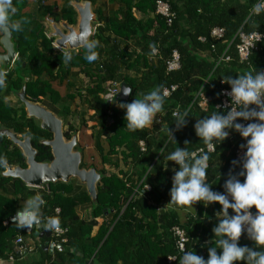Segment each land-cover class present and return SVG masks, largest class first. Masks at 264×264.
<instances>
[{"label": "trees", "instance_id": "1", "mask_svg": "<svg viewBox=\"0 0 264 264\" xmlns=\"http://www.w3.org/2000/svg\"><path fill=\"white\" fill-rule=\"evenodd\" d=\"M162 1L168 2L175 13L170 28L155 15L156 0H119L120 11L105 19L104 27H96L92 37L97 42V60L87 62L84 47L78 51H67L71 52L72 59L64 63L63 54L56 52L52 40L46 37L42 22L22 13L23 0H13L16 12L12 20L21 22L22 31L11 32L17 53L14 65L6 73L0 65V72L4 73L3 83H0V131L10 130L20 136L32 137V146L37 151L36 161L50 162V149L39 143L49 134L42 131L34 120L27 118L24 108L13 106L7 98L17 95L24 88L29 101L41 103L57 116L60 110V117L63 118L64 113L67 119L70 110L64 105L58 87L66 85L64 82L80 73L88 79L85 89L81 91L67 84L64 97L73 99L69 95L73 91L82 102L87 103V110L93 112L91 119L95 120L97 130L85 135L92 143L88 147L91 148L89 154L86 155V146L81 142L77 143L76 150L83 155L80 168H94L100 180L96 186V202L92 203L86 194L82 199L68 197L70 186L65 183L48 184L49 192H45L32 190L19 180L3 178L4 164L25 168V160L17 147L0 136V192L5 191L9 182L14 183L15 188L13 199L0 195V259L9 256L7 240L16 233L17 225L11 222L12 217L26 199L37 193L45 201L41 218L45 221L56 219L65 230V243L59 239L55 243L79 252V256L68 254L65 259L64 253H61L57 264H84L86 260H91L92 264H167V257L175 255L171 233L175 226L185 231L187 250H193L207 259L208 247L215 246L212 228L221 218L216 217L220 205L174 203L170 211H157V205L171 199L173 169L177 168L165 157L176 147L186 148L192 153L209 145L196 136L194 124L216 111H228L218 107L221 92L230 91V86L222 82L225 76L236 78L241 74L264 70V64H261L264 40L257 44L246 61L239 60L236 50L238 32L264 33V11L259 14L253 12L258 0H176L180 3L178 6L170 0ZM134 12L152 15L153 18L140 20ZM53 20H63L72 26L76 24V14L71 7H67L59 18ZM214 28L223 30L221 38L211 36ZM108 33L111 37L106 39ZM200 38L204 41H199ZM150 44L158 48V56L153 59L150 57ZM106 48L110 51L107 52ZM173 51L179 54V69L166 73L165 62ZM200 54L205 58L199 57ZM226 58L227 61L224 60ZM74 69L78 72L74 73ZM119 81L132 92L126 100L116 99L108 105L104 100L105 89L111 84H119ZM172 86L176 89L165 97L163 110L156 116L161 121L155 127L164 129L159 137L157 132L147 129L133 132L125 127V113L117 106L118 103H130L156 87L162 91ZM177 108L188 112L187 122L179 130L171 117V111ZM82 124L86 127L85 121ZM168 128L176 144L169 139ZM72 132L74 130L69 126L64 134L66 140L71 139ZM140 141L145 144L144 152L138 147ZM244 143L238 133L230 131L225 141L212 145L214 151L207 153L206 182L213 191L223 192V183L229 171L233 174L240 171L232 161L241 160L236 158L235 149ZM90 153L98 155L100 165L87 161L92 155ZM118 160L137 168L135 181L120 170L116 175L104 169L105 165L117 168ZM144 176L151 190L142 191L140 187V196L133 195L136 183ZM240 179L243 180V177ZM79 202H91L95 218L102 217L104 210L112 211L107 217H112L110 221L103 223L94 237H90L92 226L77 223L73 210ZM250 211L255 213V208ZM5 222L7 225L4 228ZM238 243L254 246L244 233Z\"/></svg>", "mask_w": 264, "mask_h": 264}, {"label": "clouds", "instance_id": "2", "mask_svg": "<svg viewBox=\"0 0 264 264\" xmlns=\"http://www.w3.org/2000/svg\"><path fill=\"white\" fill-rule=\"evenodd\" d=\"M262 11L264 0H258L253 12L259 14ZM15 12L13 0H0V32L22 31L21 22L12 20ZM94 33L95 28L93 35ZM69 39H79L84 43V59L87 62L97 60V42L88 40L87 33L80 37L71 36ZM149 47L153 52L156 50L154 44ZM71 59V52L63 53L64 63L70 62ZM3 80L4 73L0 72V83H3ZM222 82L230 86V109L223 113L216 111L196 120L194 130L196 136L210 146L215 142L220 144L225 141L230 131L238 133L245 141L240 146L244 150L243 157L239 161H232V164L238 165L240 171L233 174L230 170L223 183L224 191L218 192L213 191L206 182L207 153L193 160L192 154L186 148L176 147L165 157L177 166L173 169L169 193L171 203L193 205L205 202L206 205H220L216 217L221 218L212 228L215 246L208 247L207 259L193 250H188L179 258V264H239L241 261L244 264H264V71L255 70L236 78L225 76ZM131 92L129 87L123 89L124 96L130 95ZM114 102L115 98H110V103ZM164 102V93L156 87L139 98H134L130 103H118L117 106L124 110L125 127L135 132L153 125L157 114L163 110ZM173 116L177 130L185 126L187 111H176ZM239 121L249 122L245 124ZM167 134L176 144L169 128ZM240 177H243V180ZM44 204L45 201L39 193L29 197L12 217L13 222L21 229L31 228L40 222ZM253 208L255 213L250 211ZM58 227L56 219L47 221L48 229ZM242 232L253 242V247L238 243Z\"/></svg>", "mask_w": 264, "mask_h": 264}, {"label": "water", "instance_id": "3", "mask_svg": "<svg viewBox=\"0 0 264 264\" xmlns=\"http://www.w3.org/2000/svg\"><path fill=\"white\" fill-rule=\"evenodd\" d=\"M90 2L91 0H81V2L75 3L73 6V10L77 16L75 25L71 26L65 22L59 27L55 25L54 21L49 24L50 29L46 35L52 40V44L61 51H78L84 48L82 41L79 39L75 41L70 40L71 36L80 37L87 33L88 40L93 36V24L96 23V18L90 9ZM0 46L3 49V53L0 54V65L3 71H6L17 57L11 33L2 32ZM123 89H121L117 99L126 100L128 98L129 95H123ZM17 97L19 102L24 106L27 118L37 121L39 128L51 135L52 138L49 141L42 142V145L50 149L52 159L50 162H37V151L32 147L30 137L20 140L10 130H1L0 136L5 137L16 146L25 160V168L19 166L10 167L4 164V171L1 173V176L6 179L19 180L28 188H41L57 182L66 184L71 179H77L85 187L91 202L95 203L96 186L100 180V175L94 168H80L82 156L81 152L75 149L77 146L76 137L72 136L70 140H66L62 128V120L47 110L46 107L29 101L26 98L24 88L17 94ZM111 213L112 211L109 210L103 211L105 216ZM41 226L42 218L39 223L34 224L31 228H25V233L29 235L33 227L36 231H39ZM51 236L52 231L47 228L46 224L39 233V238L45 241L43 248L46 250L52 249V245L47 241ZM85 264H90V261L86 260Z\"/></svg>", "mask_w": 264, "mask_h": 264}, {"label": "crops", "instance_id": "4", "mask_svg": "<svg viewBox=\"0 0 264 264\" xmlns=\"http://www.w3.org/2000/svg\"><path fill=\"white\" fill-rule=\"evenodd\" d=\"M170 1H172V3H177L176 4L177 6L180 4L179 2H176V0H170ZM79 2H81V0H23L24 5L22 7V13L26 15H31L35 19H38L39 21H41L45 27V34H46L50 29L49 24H51L54 21L53 19L59 18L62 12L67 7H71L73 9L74 8L73 6L75 5V3H79ZM120 8L121 6H120L119 0H91L90 9L96 18V23L93 24L94 28L96 29V27L98 26L104 27L105 26L104 20L110 19L113 15H115V13H118L120 11ZM134 16L137 19L144 20V21H147L153 18L151 17L152 15H143L139 12H134ZM65 22L66 21L60 20L54 23L55 25L60 27ZM1 36L2 34H0V37ZM92 37L90 38V40H92ZM105 37L106 39H109L111 35L108 33ZM106 51L109 52L110 49L106 48ZM115 54L116 52H114L113 56ZM199 57L205 58V55L200 54ZM263 59H264L263 56H261V62H262L261 64H264ZM73 72L77 73L78 70L74 69ZM130 74H133V73H130ZM81 76L84 77L83 81H80ZM87 82H88V79L79 73L77 76H74V75L71 76L66 82H64V84L66 85L71 84L74 88L82 91L83 89H85ZM66 85H62L61 87H58L60 91L64 90V94H66L65 92L67 88ZM119 87L121 91V89L125 88L126 86H124L122 82L119 81ZM71 94H73L75 97L78 96L73 91L69 93V95ZM83 94L84 93H82V96H84ZM84 106H85V110L88 115V120H85L84 118L82 119L80 118V121L81 123L85 121L86 126L89 128L88 131H85V135H89L93 132H96L97 127H96L95 120L91 119V117L93 116V112L87 110V103H84ZM59 114L61 116V112H59ZM62 116L64 118L66 115L62 114ZM62 123H63V120H62ZM69 126H72V125L70 124ZM145 129H147L149 132H152V133L157 132L156 133L157 137L160 136V133L164 132V129L155 127V121L150 128H145ZM79 134L80 133H78V137L75 136L77 143L80 142L81 135ZM117 165H118L117 168L110 166V165H105V166L110 170H113V171L115 170L116 175H118V171L120 170L124 174H126V176L132 181L136 180V178L138 177V174L136 172V169H137L136 167L134 168L130 164L126 165L121 160L117 161ZM66 184L70 186V193L67 195L68 197L73 198V199H82L85 194L88 195L85 187L81 185L80 183H78L77 180H72V181L70 180ZM4 190L5 191L0 192V195L2 197L7 198V199L15 198L14 183L9 182L7 185H5ZM34 190L49 192L48 186H43L41 188H34ZM16 198H19V197L16 195ZM169 205L172 210L174 207V203L171 204V201H170ZM165 211H170V210H168L167 208L164 210V212ZM73 212H74V215L77 217V223H84L85 226H92L90 237L96 236L102 224L106 223L108 220L110 221V219L112 218V217L107 218L108 216H110V214L106 216L103 214L102 217L95 218L92 213V203L91 202L90 203H86V202L77 203L74 206ZM46 224L47 222L42 219V226L40 230L36 231L33 227L29 235L25 233V228L21 229L17 226L15 235L11 237L9 240H7L8 250H9V251L7 250V256L8 255L9 256L5 259H0V264H39L41 262H44L46 264H57L60 261L61 253H64L63 255L64 259L67 257L68 254H74L75 256H79V252L76 251L74 248H63L60 245H57L55 243L56 239L53 237V235L49 239H47V241L52 245V249L50 248L47 250L44 249L43 244L45 241L39 238V233L43 230V227ZM6 225H7L6 222L3 223L4 228L6 227ZM18 237H20L23 241V244L21 245L22 249H20V251H19V248L15 244V240ZM10 256H12L11 260L9 259ZM64 261H68V260H64ZM87 261H90V264H92L91 260H87ZM118 264H121V262H118Z\"/></svg>", "mask_w": 264, "mask_h": 264}, {"label": "built area", "instance_id": "5", "mask_svg": "<svg viewBox=\"0 0 264 264\" xmlns=\"http://www.w3.org/2000/svg\"><path fill=\"white\" fill-rule=\"evenodd\" d=\"M154 13H155L156 16H159L162 19L164 25L167 28L171 27V25L173 24V21L175 19V13L171 10V7H170L169 3L165 2V1H162V0H156ZM222 35H223V30L220 29V28H214L211 31V36L212 37H215V38L219 39V38L222 37ZM237 36H238V44L236 46V50H237L238 58H239L240 61H246L247 58L249 57L250 53L253 50H256L257 44L261 43L264 40V33H260V32H254V33H251V34H244V33L238 32ZM46 37H47V35H46ZM199 41L203 42L204 39L200 38ZM52 46H53V48H54V50L56 52L61 53V54L64 53L63 51L58 49L55 45L52 44ZM157 56H158V48L156 47V50L154 52L151 50L150 57H151V59H153V58H155ZM222 59H223V57L219 60V62ZM224 60L227 61L228 58H226ZM15 61H16V59L12 62L11 66L14 65ZM178 69H179V54L177 53V51H173L171 53L170 58L165 62V71H166V73H170V72L176 71ZM6 71H4V73H6ZM204 83H206V81ZM175 89H176V87L172 86L171 88L163 89L162 92L164 93L165 97H168ZM119 92H120L119 84H115V85L111 84V85L107 86V88L105 89V94H104L105 102L108 105L113 104V103H110V98L111 99L115 98V100H116L117 96L119 95ZM229 92H230L229 90H224V91L221 92V102H220V105L218 107L227 108L228 110L230 109V107H231V98L228 95ZM199 93H197L196 96H198ZM233 106L235 107V105H233ZM176 111H180V110L177 108V109H173L171 111V117L174 118V119H175V117L173 116V113L176 112ZM160 121L161 120L159 118H155V125L160 123ZM239 122L246 124L249 121H239ZM240 146H238L235 149V156H236L237 159H242V157H243V151L244 150ZM138 147H139L140 151H142V152L145 151V144L142 141H140L138 143ZM213 151H214V147L208 145L204 150L203 149H199V150H196V151L192 152L191 153L192 154V159L195 160L201 154H203V153H212ZM206 164H207V167H208L207 161H206ZM145 181H146V176H144L141 180H139L136 183V188H135V190L133 192V195L140 196V194L138 192V189L140 187L142 188V191L149 192L151 190L150 186L147 185L145 183ZM170 201H171V199H169L165 203L157 205L156 206L157 211H164L167 208H168V210H171V207L169 205ZM171 204H173V203H171ZM55 214H58V210H55ZM189 215H191V214H189ZM51 231H52L53 237L56 240L59 239L61 242L65 241V239L63 238V236L65 235V230L63 228H61L59 226L57 229H51ZM171 233H172V237H173V241H174L175 255L168 256L166 261H167V264H179V258L183 255V252L184 251H188L187 248H186L187 247V243H188V237H187L185 231L182 228L176 227V226L171 229ZM15 244L19 248V251H20V249H22L21 245L23 244L22 239L20 237L16 238ZM11 257L12 256L9 257L10 260L12 259Z\"/></svg>", "mask_w": 264, "mask_h": 264}, {"label": "rangeland", "instance_id": "6", "mask_svg": "<svg viewBox=\"0 0 264 264\" xmlns=\"http://www.w3.org/2000/svg\"><path fill=\"white\" fill-rule=\"evenodd\" d=\"M0 34H2V32H0ZM2 52H3V49L1 48V46H0V54H2ZM84 76V75H83ZM83 78L84 77H82L81 76V80L80 81H83ZM61 94H62V96H63V99H64V105L66 106V107H68L69 108V110H70V112H69V114H68V116H67V119L65 118V120H64V118H62V117H60V115H58L57 117L58 118H61L62 120H63V131L64 132H67V130H68V128H69V125L71 124L72 126V129H74V132H72L71 133V136H76V137H78V133H80L79 135H81V137H80V142H81V144H83V145H85L86 146V155L88 156V154H89V152L88 151H90V149L91 148H88V147H90V146H92V143L88 140V138H87V136H85V134H83V133H85V131H88L89 130V128L86 126V127H84V125L81 123V121H80V118L82 119V118H84L85 120H88V115H87V112H86V110H85V106H84V102H82L81 100V98H79L78 96L77 97H75L73 94H71V96H73L74 98L73 99H67L66 97H64V90H62L61 91ZM12 97V96H11ZM11 97H9V98H7V100H9L11 103H12V105L13 106H17V108H24V106L21 104V105H19V102H18V100L17 99H14V98H11ZM14 97V96H13ZM81 99V100H80ZM40 104V103H39ZM47 109V108H46ZM48 110V109H47ZM59 112H61L60 110H59ZM64 114V113H63ZM66 122V123H65ZM89 122V121H88ZM86 137V138H85ZM76 149V148H75ZM90 154H92V153H90ZM81 156H83L82 154H81ZM87 161H90V162H94V163H96L97 165H100L99 164V158H98V155L96 156L95 154H92L91 156H90V158L88 157V159H87ZM104 169L108 172V173H113V174H116L115 172V170L113 171V170H110V169H108L106 166L104 167ZM72 180H77V179H71V181ZM78 182V181H77ZM79 183V182H78ZM173 206V205H172Z\"/></svg>", "mask_w": 264, "mask_h": 264}, {"label": "flooded vegetation", "instance_id": "7", "mask_svg": "<svg viewBox=\"0 0 264 264\" xmlns=\"http://www.w3.org/2000/svg\"><path fill=\"white\" fill-rule=\"evenodd\" d=\"M16 59H17V57H16ZM12 67V66H11ZM11 98H14V99H17L18 100V97H17V95H15L14 97L12 96ZM19 101V100H18ZM37 103V102H36ZM39 104V103H38ZM40 105L41 106H43L41 103H40ZM43 107H45V106H43ZM33 120V119H32ZM35 121V120H34ZM36 122V124L38 125V123H37V121H35ZM63 128V127H62ZM63 133L65 134V132L63 131ZM17 135V134H16ZM18 137H19V139L20 140H23L25 137H29V136H20V135H17ZM52 137H51V135L49 134V137H45L44 139H41L40 141H39V143L42 145V142H45V141H49L50 139H51ZM32 141H33V138L32 137H30V143H31V145H33L32 144ZM44 146V145H43ZM16 147V146H15ZM33 147V146H32Z\"/></svg>", "mask_w": 264, "mask_h": 264}, {"label": "bare ground", "instance_id": "8", "mask_svg": "<svg viewBox=\"0 0 264 264\" xmlns=\"http://www.w3.org/2000/svg\"><path fill=\"white\" fill-rule=\"evenodd\" d=\"M60 29H62V28H60Z\"/></svg>", "mask_w": 264, "mask_h": 264}]
</instances>
